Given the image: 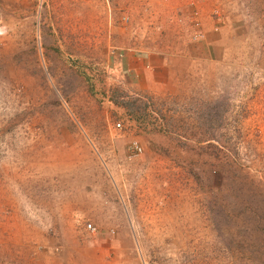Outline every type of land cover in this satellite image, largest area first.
Returning a JSON list of instances; mask_svg holds the SVG:
<instances>
[{
    "label": "rangeland",
    "instance_id": "obj_1",
    "mask_svg": "<svg viewBox=\"0 0 264 264\" xmlns=\"http://www.w3.org/2000/svg\"><path fill=\"white\" fill-rule=\"evenodd\" d=\"M201 25L216 47L175 94L110 67ZM99 249L264 264V0H0V264H98Z\"/></svg>",
    "mask_w": 264,
    "mask_h": 264
},
{
    "label": "crops",
    "instance_id": "obj_2",
    "mask_svg": "<svg viewBox=\"0 0 264 264\" xmlns=\"http://www.w3.org/2000/svg\"><path fill=\"white\" fill-rule=\"evenodd\" d=\"M192 30L191 26H186L178 33L176 43L170 38L169 42L152 44L151 49H131L132 51L116 53L110 67L117 76L127 77L133 90L150 94H175L181 86L187 85L192 72H196L194 63L199 60L200 49L216 47L215 34L210 27L201 25L202 35L194 42L190 40ZM108 225L111 226L109 223ZM107 241L113 243L109 244L111 251L115 250L116 247L113 246H116L118 239ZM100 245L103 247L102 243ZM102 251L106 250L102 248ZM102 251L99 249L100 254H96L98 264H111L106 261V252ZM107 251L109 252V248Z\"/></svg>",
    "mask_w": 264,
    "mask_h": 264
},
{
    "label": "built area",
    "instance_id": "obj_3",
    "mask_svg": "<svg viewBox=\"0 0 264 264\" xmlns=\"http://www.w3.org/2000/svg\"><path fill=\"white\" fill-rule=\"evenodd\" d=\"M116 128H119V123L115 124ZM129 149H130V153L131 155L135 156L138 155L141 151V148L139 147V145L136 142H132L129 145ZM86 230H88L89 232H94L95 228L92 227L90 224L86 225Z\"/></svg>",
    "mask_w": 264,
    "mask_h": 264
}]
</instances>
